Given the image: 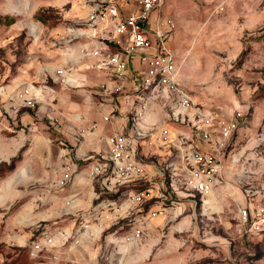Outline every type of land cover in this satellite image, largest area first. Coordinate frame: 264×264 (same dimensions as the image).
<instances>
[{
    "label": "rangeland",
    "instance_id": "obj_1",
    "mask_svg": "<svg viewBox=\"0 0 264 264\" xmlns=\"http://www.w3.org/2000/svg\"><path fill=\"white\" fill-rule=\"evenodd\" d=\"M179 2L183 57L193 64L175 61L192 107L182 111L174 98L158 97L152 128H166L170 142L135 151L157 172L152 185L107 189L88 172L108 152L86 153L94 140L88 128L102 103L93 86L102 75L92 62L83 69L93 85L72 80L62 88L50 72L63 68L67 81L76 75L78 64L67 60L91 45L80 30L87 29L91 10L110 4L0 0V264H264V235L238 219L240 210L264 204V0ZM28 86L33 98L26 106L18 92ZM198 113L216 135L221 121L241 118L214 151L219 170L207 195L185 188L191 166L180 156L196 145L211 151ZM65 164L71 179L59 187ZM149 186L166 196L164 214L154 219L157 202H128L131 191ZM138 224L140 239L127 241ZM41 234L53 243L33 253Z\"/></svg>",
    "mask_w": 264,
    "mask_h": 264
},
{
    "label": "built area",
    "instance_id": "obj_2",
    "mask_svg": "<svg viewBox=\"0 0 264 264\" xmlns=\"http://www.w3.org/2000/svg\"><path fill=\"white\" fill-rule=\"evenodd\" d=\"M107 2L106 9H93L87 17V24L90 26L102 25L109 27L111 31L110 41L118 49L117 52L107 55L104 65L107 69V80L93 86L94 94L103 101L114 103L116 99L129 104L130 94L126 91L127 83L132 84L135 92L145 91L148 93L146 99L133 111V120L146 117L148 110V98L156 91L164 90L177 99L179 110L187 111L192 107V99L188 93L181 88L178 80L179 73L171 50L167 45L168 33L174 28V23L165 19L161 21L159 27L151 31L147 24L150 14L159 10L164 0H100ZM117 5V7H115ZM123 5L134 6L130 13L124 14L118 9ZM137 58L143 66L142 70L135 71L132 78L128 76L127 65L133 58ZM57 74H62L57 70ZM33 89L28 86L18 92L20 100L24 105L32 104ZM199 122L203 123L201 138L210 143L211 151L199 148L197 145L189 150L181 151V159L191 166L185 178V188L195 194H210L216 183V173L218 172V158L214 151L224 145V141L238 129L241 118H234L227 122L221 121L218 130L219 135L213 134L207 129L209 119L202 113L196 115ZM107 121V117H103ZM97 126L94 122L88 130L93 131ZM108 145V156L104 162L95 161L89 168L88 176L91 180H100L107 189L114 187H124L130 183L144 182L151 184L152 174L142 163L135 151L130 148L127 140L119 135L112 134L106 139ZM170 142V135L166 128L161 127L153 136L151 143L165 145ZM150 143V144H151ZM71 179V165L65 164L62 173L57 180V186H65ZM166 200L158 188L149 186L144 190L133 192L128 197L129 204L139 205L146 202L155 201L159 205L157 209L150 213V218L154 219L164 214L163 202ZM96 213H99L97 210ZM101 214V213H100ZM106 217V216H105ZM238 219L244 224L249 223L251 233L264 235V204L254 206L251 209H242L238 213ZM142 232L141 224L132 229L127 241H137ZM52 237L48 234L39 235L31 246L33 253H38L43 248L52 245ZM56 258V257H55Z\"/></svg>",
    "mask_w": 264,
    "mask_h": 264
},
{
    "label": "crops",
    "instance_id": "obj_3",
    "mask_svg": "<svg viewBox=\"0 0 264 264\" xmlns=\"http://www.w3.org/2000/svg\"><path fill=\"white\" fill-rule=\"evenodd\" d=\"M180 5L181 4L179 0H164V3L161 6V8L159 10L153 11L150 14L147 26L151 31H153L159 27L161 21H164L165 19L171 20L174 23V29L168 33L167 45L169 49L172 51L174 60L178 58L180 64L181 63L193 64V62L188 61V59H184L183 57V54L185 53V49L187 47L185 46L184 42L181 39L182 37L180 35V25L182 19L180 20L179 18L183 17L185 15L184 14L185 12H179ZM170 7H172L171 10ZM133 8L135 7L126 6V5H123L121 7V9L124 10L123 12L124 14L130 13ZM171 17H174L175 21H173ZM244 22L250 23V21H244ZM222 23H223L222 21L221 22L217 21L215 24L219 25ZM86 26L87 29L80 30L79 35L86 36V39H88L87 41H90L91 45L88 46V49L86 50L84 49L78 50V53L74 58L73 56H71L67 60L69 64H74V63L78 64L77 68H75L76 75L74 74L72 75V77L69 76L66 77L68 79L67 81L64 80L65 70L63 68L59 67L53 70V72L52 71L50 72L53 81L57 84L59 83V85L62 88L69 87L72 80L75 81L81 80L86 84L87 81H89L90 82L89 84L93 85L95 83L93 78L86 75L85 74L86 70L83 69V67L85 68L87 66H90L89 64L92 62L94 63L93 67L95 68L96 72L99 73V74L96 73V75H102V78H100V80H95L96 84L107 80V76H106L107 72H105L103 68L104 59L110 53L117 52L118 49L110 41L111 31L106 30V27H103L102 25H94V26L86 25ZM215 32H218V30H215ZM102 39H105V41L108 40L109 42L108 41L107 42L109 44H106L103 41H101ZM105 50L108 52L107 55L104 52ZM127 67H128V76L130 78L133 77L135 71H139L143 69V66L139 63V60L136 57L130 61ZM57 70H61L62 74L60 75L56 74ZM178 80L180 83L183 81L180 75L178 77ZM89 84L86 86L90 87L91 85ZM126 87H127L126 88L127 93L130 94L131 96V101L129 104H125L121 102L120 99H116L114 103H111L109 101H103L101 100L100 97H98L102 103H100V107L98 108L96 118L94 117V121L97 123V126L92 132H90L91 136L94 137V140L90 141V143L87 144L88 146L86 149V153L91 154L90 155L91 157L94 156L96 153L103 154L104 151L108 152V145L106 139L107 137H109L114 133L123 136L127 140L128 145H130V148L134 151L137 150V152L142 145L144 144L146 145L147 143L150 144L153 140V136L155 135V133L161 128L160 127L154 130L152 128L153 125L156 124L155 120L153 119L154 114L152 110L154 107V102L158 97L162 98L163 96L164 98H171V100L174 98L176 107L178 108L176 97L168 94L164 90H158L150 98H148V110L146 113L147 114L146 117L143 119L133 120L132 118L133 111L142 102V100L147 98L148 93L145 91L135 92L133 90V86L131 82L127 83ZM111 113H115L114 117H112L113 115ZM104 116L107 117V121L103 120ZM131 120L137 124L131 126L130 125ZM151 129L152 131H149ZM95 141H99V144H95L96 143ZM80 153H82V151ZM138 159L142 161L140 156ZM146 167L152 174L157 175V172H154L153 170L149 169L150 168L149 165H146ZM131 193H133V191H131L130 194Z\"/></svg>",
    "mask_w": 264,
    "mask_h": 264
},
{
    "label": "trees",
    "instance_id": "obj_4",
    "mask_svg": "<svg viewBox=\"0 0 264 264\" xmlns=\"http://www.w3.org/2000/svg\"><path fill=\"white\" fill-rule=\"evenodd\" d=\"M14 163V160H13V162H12V164Z\"/></svg>",
    "mask_w": 264,
    "mask_h": 264
}]
</instances>
